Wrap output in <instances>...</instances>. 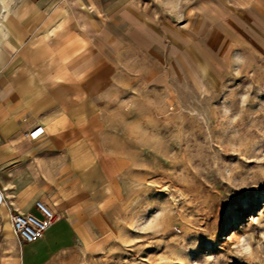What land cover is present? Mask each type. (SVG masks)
<instances>
[{
	"label": "rangeland",
	"instance_id": "rangeland-1",
	"mask_svg": "<svg viewBox=\"0 0 264 264\" xmlns=\"http://www.w3.org/2000/svg\"><path fill=\"white\" fill-rule=\"evenodd\" d=\"M63 2L64 59L126 171L105 235L52 264H264V0ZM245 232L251 261L226 240Z\"/></svg>",
	"mask_w": 264,
	"mask_h": 264
},
{
	"label": "crops",
	"instance_id": "crops-1",
	"mask_svg": "<svg viewBox=\"0 0 264 264\" xmlns=\"http://www.w3.org/2000/svg\"><path fill=\"white\" fill-rule=\"evenodd\" d=\"M66 8L63 0L0 2V238H16V264H52L99 239L121 202L123 156L99 137L97 94L84 66L64 59ZM35 130L42 134L30 139ZM36 201L57 219L28 244L9 217L43 220Z\"/></svg>",
	"mask_w": 264,
	"mask_h": 264
},
{
	"label": "built area",
	"instance_id": "built-area-1",
	"mask_svg": "<svg viewBox=\"0 0 264 264\" xmlns=\"http://www.w3.org/2000/svg\"><path fill=\"white\" fill-rule=\"evenodd\" d=\"M41 134L42 132L40 130H35L28 136L30 139H36ZM35 207L44 217L43 220L37 217L35 218L30 214H19L17 212H13L9 217L14 234H16L22 242L28 244L35 243L42 238L45 232L57 219L56 213L45 203L36 201Z\"/></svg>",
	"mask_w": 264,
	"mask_h": 264
},
{
	"label": "clouds",
	"instance_id": "clouds-1",
	"mask_svg": "<svg viewBox=\"0 0 264 264\" xmlns=\"http://www.w3.org/2000/svg\"><path fill=\"white\" fill-rule=\"evenodd\" d=\"M2 2V0H0ZM238 65H242L244 60L237 56L234 61ZM237 75H239V71L237 70ZM244 99H247L244 97ZM227 111V110H226ZM250 233L245 232L243 235H237L236 233H231L226 240L231 242L235 237V242L231 245V251L233 254L239 258L246 261H251L254 259L256 250L253 247V242L250 239Z\"/></svg>",
	"mask_w": 264,
	"mask_h": 264
}]
</instances>
